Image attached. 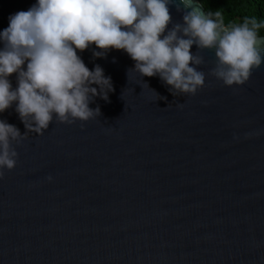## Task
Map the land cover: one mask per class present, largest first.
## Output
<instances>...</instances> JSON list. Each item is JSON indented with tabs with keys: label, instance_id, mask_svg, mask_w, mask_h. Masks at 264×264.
<instances>
[{
	"label": "water",
	"instance_id": "obj_1",
	"mask_svg": "<svg viewBox=\"0 0 264 264\" xmlns=\"http://www.w3.org/2000/svg\"><path fill=\"white\" fill-rule=\"evenodd\" d=\"M35 3L0 0V31ZM184 3L208 14L198 0H172L167 30L183 23ZM94 51L77 54L111 78L108 100L89 104L101 115L54 116L43 135L13 142L16 166L0 178V264H264V63L225 86L211 75L215 50L194 44L204 87L174 96L125 51ZM9 80L15 89L17 74ZM16 103L0 120L23 135Z\"/></svg>",
	"mask_w": 264,
	"mask_h": 264
},
{
	"label": "clouds",
	"instance_id": "obj_2",
	"mask_svg": "<svg viewBox=\"0 0 264 264\" xmlns=\"http://www.w3.org/2000/svg\"><path fill=\"white\" fill-rule=\"evenodd\" d=\"M171 2L37 0L27 11L9 17L8 27L0 31V113L17 102L15 110L28 131L21 135L17 127L0 120V178L3 169L16 166L13 142L19 144L28 132L43 135L54 116L72 124L101 115L99 107L89 104L97 96L108 100L111 78L99 65L89 70L77 50L94 44L101 50L93 52L97 58L106 57L111 49L123 50L135 61L134 71L159 75L174 96L195 95L204 87V72L190 66L204 63L202 56L190 51L194 44L199 50H215L211 75L225 86L245 84L264 63V48L258 47L264 23L245 19L226 26L220 11L206 15L184 3L191 10L183 15V23L167 30ZM14 73L15 89L9 80Z\"/></svg>",
	"mask_w": 264,
	"mask_h": 264
},
{
	"label": "trees",
	"instance_id": "obj_3",
	"mask_svg": "<svg viewBox=\"0 0 264 264\" xmlns=\"http://www.w3.org/2000/svg\"><path fill=\"white\" fill-rule=\"evenodd\" d=\"M207 13L220 11L226 26L238 25L245 19L264 23V0H198ZM264 36V27L258 31Z\"/></svg>",
	"mask_w": 264,
	"mask_h": 264
}]
</instances>
